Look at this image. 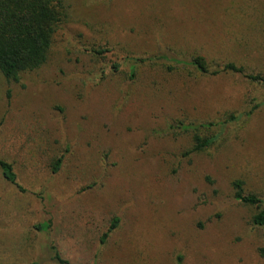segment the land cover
<instances>
[{"label":"rangeland","instance_id":"obj_1","mask_svg":"<svg viewBox=\"0 0 264 264\" xmlns=\"http://www.w3.org/2000/svg\"><path fill=\"white\" fill-rule=\"evenodd\" d=\"M65 3L46 64L0 74V160L24 190L0 173V264H264L259 210L233 188L264 201V85L132 61L200 56L264 77V0ZM179 123L215 124L201 131L214 144L191 153Z\"/></svg>","mask_w":264,"mask_h":264},{"label":"trees","instance_id":"obj_2","mask_svg":"<svg viewBox=\"0 0 264 264\" xmlns=\"http://www.w3.org/2000/svg\"><path fill=\"white\" fill-rule=\"evenodd\" d=\"M67 19V8L65 0H0V74L9 82H18L20 76L25 73L40 69L47 62L54 36L58 28ZM108 50H91L92 54L102 56ZM129 59V58H128ZM159 61L170 63L173 69L181 66L192 68L201 76H219L221 74L233 73L242 76L260 85H264V77L260 75L247 74L246 70L235 64L228 63L213 69L203 57L196 56L191 60H179L168 56L158 58H146L132 60L135 63L146 64ZM114 72H119L120 65L115 64L111 68ZM137 66L133 65L130 71V80L136 75ZM231 116L230 120H235ZM225 124V123H223ZM215 124H185L179 123L170 129L181 131L182 133H192L191 153H198L210 148L214 138L201 135L203 130H211ZM63 165V160L58 159L52 166V174L57 175ZM0 173L7 184L23 192L18 183L17 175L12 164L5 160H0ZM243 182L236 181L233 184L235 200L244 206L256 207L259 211L252 218L254 227L264 229V201L256 195H248L244 192ZM119 224L118 219L112 221L108 234H105L102 243L105 244L109 234L114 231ZM37 229L48 231L50 222L40 225ZM39 250L40 256H42ZM38 258L36 260L38 261ZM54 264H68L64 262L59 254L53 257ZM39 264V262L35 263Z\"/></svg>","mask_w":264,"mask_h":264}]
</instances>
